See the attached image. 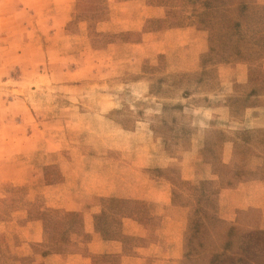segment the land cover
I'll return each instance as SVG.
<instances>
[{
	"label": "rangeland",
	"instance_id": "374dc122",
	"mask_svg": "<svg viewBox=\"0 0 264 264\" xmlns=\"http://www.w3.org/2000/svg\"><path fill=\"white\" fill-rule=\"evenodd\" d=\"M262 176L264 0H0V264L62 213L47 193L108 182L106 212L145 213L113 193L161 177L188 209L182 264H264V209H213Z\"/></svg>",
	"mask_w": 264,
	"mask_h": 264
},
{
	"label": "crops",
	"instance_id": "0c3cea01",
	"mask_svg": "<svg viewBox=\"0 0 264 264\" xmlns=\"http://www.w3.org/2000/svg\"><path fill=\"white\" fill-rule=\"evenodd\" d=\"M144 8L156 17L159 15L158 6ZM144 34L149 36V44L155 43L151 39L155 32L141 31V36ZM193 168L189 178L196 177L192 174L197 168ZM107 183H81L84 189L80 193L76 184L71 185L73 189L68 197L47 193L52 198L47 202L60 205L63 211L49 220H24L20 239L11 246L12 253L21 258L16 264H182L188 209L184 203L174 200L170 180L161 177L148 185L141 182L121 185L119 189L128 186L130 190L113 193V196L151 205L148 212L142 213L137 207L129 214L106 212L101 198L109 195ZM67 204L71 206L66 208ZM249 208L264 209V176L220 186L215 193V218L231 221L239 211ZM51 235L63 237L62 249H45V246L40 251L34 249L49 242ZM127 238L132 239L131 244L127 243ZM112 257L116 258L114 263L110 260Z\"/></svg>",
	"mask_w": 264,
	"mask_h": 264
}]
</instances>
